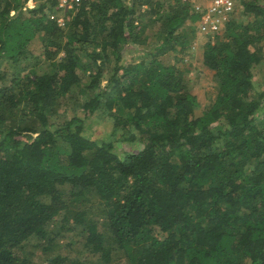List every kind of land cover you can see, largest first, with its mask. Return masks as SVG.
<instances>
[{
    "label": "trees",
    "instance_id": "obj_1",
    "mask_svg": "<svg viewBox=\"0 0 264 264\" xmlns=\"http://www.w3.org/2000/svg\"><path fill=\"white\" fill-rule=\"evenodd\" d=\"M28 1L0 0V264H264V0L205 37L194 0Z\"/></svg>",
    "mask_w": 264,
    "mask_h": 264
},
{
    "label": "rangeland",
    "instance_id": "obj_2",
    "mask_svg": "<svg viewBox=\"0 0 264 264\" xmlns=\"http://www.w3.org/2000/svg\"><path fill=\"white\" fill-rule=\"evenodd\" d=\"M36 1L35 0H29L28 1V6L33 7L35 5ZM245 18V17H243ZM60 24H63L64 18L62 15H59V20ZM205 37V34H201ZM205 42V41H204ZM215 40L211 39V43H214ZM40 44L39 40L37 39L34 43V48H37V46ZM194 47H193V52L191 57H189L186 60V63L184 66L187 68V72L191 78V86L192 90L195 94L198 95L202 107L205 106L206 101H207V93L209 90H211L214 84H217V79L215 75H213V72L210 71L206 66H204L202 62V51H203V38L202 36L199 35L193 42ZM143 52V47L138 46L137 50H135L132 53H129L126 56L127 61L133 60V58H136L137 56H140ZM264 79V72L259 69L256 70V75H255V80L258 82L257 84L261 85L262 80ZM262 88H264V83L262 84ZM65 110L58 113V115L54 116L53 118L50 119L52 123L58 125L60 123H63L64 120H70L72 117L75 115L79 116H84L85 112L81 107L82 100H65ZM112 120L111 118H101L98 119L97 122H94L92 129L95 132V136H106L110 135L111 130H112ZM118 150L124 151V150H129L131 149L130 145L127 142H119L116 144ZM23 250L28 253V256L32 254L31 250L29 247H23ZM35 259L36 256L34 257ZM36 261V260H35Z\"/></svg>",
    "mask_w": 264,
    "mask_h": 264
},
{
    "label": "built area",
    "instance_id": "obj_3",
    "mask_svg": "<svg viewBox=\"0 0 264 264\" xmlns=\"http://www.w3.org/2000/svg\"><path fill=\"white\" fill-rule=\"evenodd\" d=\"M82 0H59L60 7L76 8ZM194 11L200 15L197 23L202 34H219L230 21L241 0H194Z\"/></svg>",
    "mask_w": 264,
    "mask_h": 264
}]
</instances>
